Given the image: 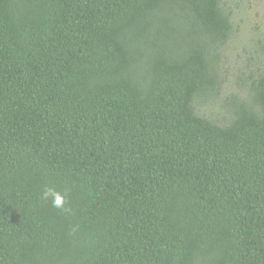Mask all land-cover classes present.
<instances>
[{"label": "trees", "instance_id": "16d2710c", "mask_svg": "<svg viewBox=\"0 0 264 264\" xmlns=\"http://www.w3.org/2000/svg\"><path fill=\"white\" fill-rule=\"evenodd\" d=\"M226 5L0 0V264H264V70L196 108Z\"/></svg>", "mask_w": 264, "mask_h": 264}, {"label": "rangeland", "instance_id": "374dc122", "mask_svg": "<svg viewBox=\"0 0 264 264\" xmlns=\"http://www.w3.org/2000/svg\"><path fill=\"white\" fill-rule=\"evenodd\" d=\"M226 4L234 30L218 52L217 90L196 102L200 115L223 126L231 123L240 101H251V83L264 70V0H226Z\"/></svg>", "mask_w": 264, "mask_h": 264}, {"label": "clouds", "instance_id": "9594fccd", "mask_svg": "<svg viewBox=\"0 0 264 264\" xmlns=\"http://www.w3.org/2000/svg\"><path fill=\"white\" fill-rule=\"evenodd\" d=\"M41 199L50 201L54 208L66 214L72 211V209L67 206L66 193L60 192L54 187L46 186L41 193Z\"/></svg>", "mask_w": 264, "mask_h": 264}]
</instances>
